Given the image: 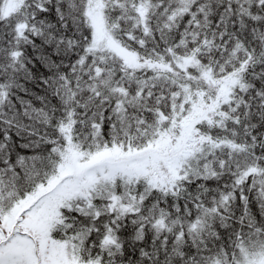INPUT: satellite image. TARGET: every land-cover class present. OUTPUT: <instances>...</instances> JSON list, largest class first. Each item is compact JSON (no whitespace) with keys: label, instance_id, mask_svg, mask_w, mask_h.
<instances>
[{"label":"snow or ice","instance_id":"1","mask_svg":"<svg viewBox=\"0 0 264 264\" xmlns=\"http://www.w3.org/2000/svg\"><path fill=\"white\" fill-rule=\"evenodd\" d=\"M0 264H264V0H0Z\"/></svg>","mask_w":264,"mask_h":264}]
</instances>
